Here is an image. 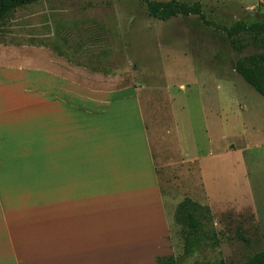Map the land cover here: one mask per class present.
Returning a JSON list of instances; mask_svg holds the SVG:
<instances>
[{
    "label": "crops",
    "instance_id": "1",
    "mask_svg": "<svg viewBox=\"0 0 264 264\" xmlns=\"http://www.w3.org/2000/svg\"><path fill=\"white\" fill-rule=\"evenodd\" d=\"M113 85L60 49L0 33V264L171 255L175 184L157 163L194 158L157 107Z\"/></svg>",
    "mask_w": 264,
    "mask_h": 264
},
{
    "label": "rangeland",
    "instance_id": "2",
    "mask_svg": "<svg viewBox=\"0 0 264 264\" xmlns=\"http://www.w3.org/2000/svg\"><path fill=\"white\" fill-rule=\"evenodd\" d=\"M174 1L200 2L206 19L221 27L264 20L260 0ZM213 25L197 15L156 19L142 0H37L0 23V33L60 49L113 78L114 89L130 87L142 107H157L175 145L187 147L194 159L157 163L163 172L169 166L177 203L188 197L209 207L191 254L183 251L185 226L172 220L178 264H234L264 249V96L233 69L259 48L248 43L238 51ZM175 200L165 201L169 221Z\"/></svg>",
    "mask_w": 264,
    "mask_h": 264
},
{
    "label": "trees",
    "instance_id": "3",
    "mask_svg": "<svg viewBox=\"0 0 264 264\" xmlns=\"http://www.w3.org/2000/svg\"><path fill=\"white\" fill-rule=\"evenodd\" d=\"M37 0H0V22L6 19L17 8L36 2ZM146 4L148 13L159 20H167L174 16L197 15L206 25H213L209 22L198 1L191 3L168 1L142 0ZM216 29L225 32L232 46L241 51L248 43L259 48L258 52L237 58L233 63L234 71L239 74L255 91L264 96V20H257L251 23L237 21L229 27L213 25ZM243 35L241 39L237 35ZM209 207L203 206L192 199L185 197L176 207L175 220L186 228L183 251L184 254H191L199 247L204 228L203 220H206ZM184 256V255H183ZM156 264H178V259L172 255L158 257ZM193 264H226L223 260L218 261H197ZM234 264H264V249L253 253L245 261Z\"/></svg>",
    "mask_w": 264,
    "mask_h": 264
}]
</instances>
